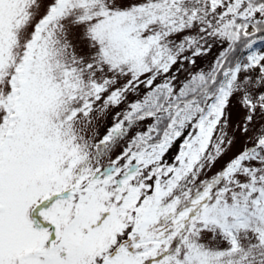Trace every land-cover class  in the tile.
<instances>
[{"label": "snow or ice", "instance_id": "obj_1", "mask_svg": "<svg viewBox=\"0 0 264 264\" xmlns=\"http://www.w3.org/2000/svg\"><path fill=\"white\" fill-rule=\"evenodd\" d=\"M0 264H264V0H0Z\"/></svg>", "mask_w": 264, "mask_h": 264}]
</instances>
